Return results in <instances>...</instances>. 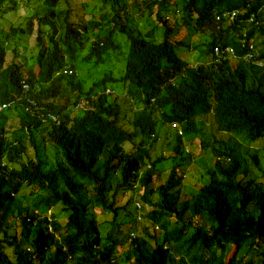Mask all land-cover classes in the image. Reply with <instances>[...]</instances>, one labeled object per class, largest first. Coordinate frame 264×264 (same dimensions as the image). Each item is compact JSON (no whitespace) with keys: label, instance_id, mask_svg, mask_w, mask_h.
<instances>
[{"label":"trees","instance_id":"1","mask_svg":"<svg viewBox=\"0 0 264 264\" xmlns=\"http://www.w3.org/2000/svg\"><path fill=\"white\" fill-rule=\"evenodd\" d=\"M45 2L51 9L38 21L37 66L25 71L14 62L1 71L0 102L26 94L60 123L27 112V99L25 108L0 114V264H121L117 248L126 243L131 264H264V157L252 145L264 137V0H100L98 14L74 20L70 9L60 24L53 10L59 0ZM16 3L0 0V14ZM153 14L155 26L133 32V22ZM118 33L130 42L123 73L110 71L88 90L77 75L64 74L80 54L115 65L123 56ZM194 34L201 40L189 44ZM2 42L0 32L1 61ZM190 45L209 54L212 66L182 59L176 50ZM217 45L232 50L220 63L213 61ZM121 92L140 108L131 127L120 122ZM14 115L15 128L8 120ZM172 121L182 125L189 151L180 138L168 178L148 188L147 166L165 158L152 157L151 139L160 123ZM192 162L197 171L188 174L196 181L184 194ZM135 183L146 189L137 195ZM126 193L131 197L120 206ZM29 197H42V210L61 204L65 224L35 213ZM135 199L142 219L118 218ZM93 207L111 218L100 221ZM49 216L58 236L47 229ZM129 223L142 224L135 237Z\"/></svg>","mask_w":264,"mask_h":264},{"label":"rangeland","instance_id":"2","mask_svg":"<svg viewBox=\"0 0 264 264\" xmlns=\"http://www.w3.org/2000/svg\"><path fill=\"white\" fill-rule=\"evenodd\" d=\"M45 0H19L18 4H17V12H12V11H6L3 13V19L0 20V25L2 28L4 29H8L9 25L14 26L15 28L21 29L23 28V32H21L20 30L17 33V36L15 38V40L10 43L8 45V48L11 45H15L14 48H17L19 50V55L22 51V49H24V51H22L21 55H20V61L21 62H26V64H33L35 62V54L37 53V47L35 49L36 46V35H37V29L36 27H34L32 29V31L27 30L26 28V21L33 16L34 14L36 15H41L45 12V4H44ZM74 4L73 7V13H77L80 16H84V18H91L92 14H98L99 11L101 10L102 7V3L100 2V0H73L72 1ZM81 4H87L86 9H83L82 6H80ZM111 5H108V7H110ZM68 8V4H66L65 2H62L59 5V9H63L66 10ZM156 8V6H155ZM111 16H113V11H111ZM8 25L6 26L5 25ZM134 25H132V29L134 33L137 32H141L144 33L145 31L151 29V27L155 26L157 24V20L155 18V14H153L152 16L147 17L146 15L139 19L137 22L133 23ZM196 26L195 24L191 25ZM184 30L186 31L185 27H183ZM163 27H161V25L159 24L157 33L159 34L158 39L162 38V32H163ZM116 35V40L118 42L121 43V49L124 50L123 51V57L119 56L118 57V62L112 67V71H113V75L117 76L120 75L121 73H123L124 68H125V53H126V59H127V55L129 53V49H130V42L129 40L126 38L125 35L123 34H115ZM197 38L192 37L191 40H189V43L192 44L193 42L197 43L201 40V35L197 34ZM194 36L196 37V34H194ZM125 37L127 42L124 43L121 41V38ZM13 48V49H14ZM13 49L10 52H8V63L6 61V65L10 64L13 61ZM113 51V50H111ZM178 55L182 58L185 59L187 61H193V63H195L198 60V55L199 52L195 49H186V47H181L178 48L177 50ZM81 53V51H80ZM7 60V57H6ZM199 61V60H198ZM110 64L108 62L106 63H100L99 65H96V63L93 62H88L85 59H82V54L79 55V57L77 58V60L74 63V69L76 70L77 75L79 76V78L82 80V82L84 83L85 88L88 90L92 83L96 80L99 79L102 74L105 73H110ZM114 88H116L117 90L120 89L122 90L121 87H116L113 86ZM121 98V104L123 106V114H122V122L123 124H128V121L131 119L133 112H132V107L129 104V101H127L126 98L124 97H120ZM14 125L17 126V122L14 120L13 121ZM206 131L207 133H212L214 132L213 127L210 125V123L208 122L206 125ZM218 136L220 137H226V135H219L217 133ZM200 142L197 140L194 142V145H198ZM255 148L254 151L257 152L258 154H260L261 156L264 157V148H259L261 146H264V137L258 139L257 141H255L252 144ZM128 149H131L132 146L131 144L127 145ZM187 149H189V147L187 146ZM252 151V149H251ZM252 151V152H254ZM163 154L167 159L164 160L163 162L160 163V167H162L161 172H159V176L157 177V179L155 180V186H150L151 188L156 189L157 185H158V179H161L162 181H165V179L168 177L171 167L173 166V161L171 158H169L170 156H172L174 154L173 150L170 148V143H169V139H165L164 137H160L157 144L152 148V157L156 158L159 155ZM262 168H264V160L263 163L261 164ZM180 172H182V170H179ZM191 171H197L196 167L194 166V162H192L186 169L187 174ZM261 174V173H260ZM195 178L191 175L188 174V177L185 180V188L183 189L184 194L188 193L189 190H191V185L189 183L195 182ZM140 189H144L143 187H140ZM141 192V191H140ZM158 191L155 192V196L158 195ZM139 193H137L138 195ZM130 194L126 193L122 196L119 197L118 200V204L120 206H123L126 204V201L130 198ZM139 197V196H138ZM39 198V200H41L42 197H36V199ZM135 202L136 201H132ZM132 202H130L127 207H128V211L132 210V212H136L135 206H132ZM124 209H121V213L119 218H122L123 220H129L131 217H127L124 214ZM91 211L93 213L97 212V217L100 221H104L107 219L111 218V214H107L104 213V211L101 208H92ZM43 213H49L54 214V216L56 215L60 220L65 219V210L63 208V206L61 204H57L55 205L54 208H50V211L45 207L42 210ZM137 215V214H136ZM142 227L141 223H138L137 229L135 227H132V231H138L140 232V229ZM150 231H155L154 227H151L149 229ZM106 231V230H105ZM153 233V232H151ZM253 240V239H251ZM128 250V246L127 243L126 244H121L120 246H118L117 248V254H118V260L119 262H121V264H131L127 261V263L125 262L127 260L126 257V252ZM255 252V251H253Z\"/></svg>","mask_w":264,"mask_h":264},{"label":"clouds","instance_id":"3","mask_svg":"<svg viewBox=\"0 0 264 264\" xmlns=\"http://www.w3.org/2000/svg\"><path fill=\"white\" fill-rule=\"evenodd\" d=\"M18 1L19 0H16V8H17V4H18ZM73 0H71V2L70 1H68V0H59V2L56 4V6L53 8V10L56 12V14H55V19H56V21H57V23L58 24H60L61 23V20L63 19V17L66 15V13L68 12V11H70V9H73V7H74V4H73V2H72ZM62 2H65L66 4H68V8L66 9V10H63V9H59V5L62 3ZM11 3H10V1H6L5 3H4V7L5 8H7L9 5H10ZM44 4H45V12L43 13V14H41V15H36V14H34L33 16H31L29 19H31L32 18V21H33V23H34V25H32V27H30L29 25H28V20L26 21V28H27V30H29V31H32V29L34 28V27H36V29H37V35H36V41H37V37H38V29H39V25H38V21H39V17H41V16H44L46 13H47V11L49 10V9H51V8H49L48 6H47V4H46V2H44ZM80 6H81V3H80ZM6 11H12L13 13L14 12H17L18 11V9H16V10H10V9H7V10H5L4 12H6ZM3 12V13H4ZM3 13H1L0 14V20L1 19H3V18H5V17H3ZM234 14H235V12H233L232 13V16H234ZM77 13H73V15H72V18L74 19V20H77ZM78 16H80V15H78ZM82 17H84V16H82ZM138 20H136L135 22H137ZM134 23V22H133ZM131 24L130 26L132 27V25H134V24ZM5 25H6V23H5ZM6 26H8V25H6ZM44 28L48 31V27L47 26H44ZM21 31V32H23V28H21V29H18V28H15L14 26H12V25H9V27H8V29L6 30V29H4V28H2L1 27V25H0V32H1V36H2V46H3V49H4V53H5V55H4V58H3V61H1V59H0V72L1 71H3L7 66H9L10 64H12V63H14V62H16V63H18V64H20L21 66H23V69L26 71L27 69H30V68H32V67H35V66H37V62H38V60H37V58H36V54H35V62L33 63V64H26V62H21L19 59H20V55H21V53H22V51H24V49H22V51H21V53H20V55H19V50L17 49V48H14V44L13 45H11L9 48H8V45L10 44V43H12L14 40H15V38H16V36H17V33H18V31ZM146 32V31H145ZM46 36H48V34L46 33ZM197 36L198 35H196V37L195 36H193L194 38H197ZM127 38V37H126ZM128 39V38H127ZM192 39V37H188V39H187V41L189 42V40H191ZM127 42V40L125 39V43ZM36 43H38V42H36ZM190 44V43H189ZM14 48V49H13ZM12 49H13V53H14V56H13V61L10 63V64H8V65H6L5 63H6V61H7V63H8V52H10L11 53V51H12ZM35 49H36V46H35ZM187 49H195V50H197L198 52H199V55H198V60L195 62V63H193V61H188L190 64H191V66H193V67H195V68H197V67H199V66H212V57L209 55V54H207L206 52H204L203 50H201V49H198V48H196L195 46H193V45H190V46H188L187 47ZM37 51H38V49H37ZM124 51V50H123ZM232 50L229 48V47H226V46H219V45H217V46H215L214 47V51H213V53H214V57H213V61L214 62H216V63H220V62H223V61H225L226 59H227V53L228 52H231ZM125 52V51H124ZM124 55V54H123ZM6 57H7V60H6ZM123 57V56H122ZM125 65H126V53H125ZM119 61V60H118ZM117 61V62H118ZM88 62H91V61H88ZM111 65V64H110ZM114 65H111L110 66V71H112V67H113ZM63 72H64V74H68V75H77V73H76V70L74 69V68H72V67H70V66H67L66 68H64V70H63ZM113 72V71H112ZM105 74H108V73H105ZM108 75H111L110 73L108 74ZM78 76V75H77ZM104 76V74H102V76L100 77V78H102ZM112 76V75H111ZM79 77V76H78ZM99 78V79H100ZM170 81H172V82H174V79L172 78V79H170ZM23 90L25 91V92H28L29 90H30V85L29 84H27V83H24L23 84ZM111 92V89L108 87L106 90H105V93L107 94V93H110ZM119 97H124V98H126V99H128L129 101H130V105H131V107H132V112H133V115H134V112L139 108V105H138V107H136L135 106V104H133V99L132 98H129L128 97V95H127V93H119ZM25 99H27V102H28V106H26V108H25V101L24 100ZM81 101H83L84 102V100H81ZM85 103V102H84ZM17 105H20V106H23L24 108H25V110L27 111V112H29V113H31V114H36L37 115V117L38 118H40L43 122H49V120H51V122H53V123H56V124H59L60 123V117H59V115H57V114H54V113H52V112H50L49 114H46L44 111H42V109H40L39 108V106L37 105V103H36V101L34 100V99H32V98H30L29 96H27L26 94H23V95H21V96H18V97H16V98H13L12 97V99L11 100H6L5 102H0V114H4L9 108H11V107H14V106H17ZM79 105H80V103H79ZM140 109V108H139ZM76 110L77 111H79V108H78V106L76 107ZM122 114H123V112H122ZM133 115H132V117H133ZM132 117H131V119L128 121V124H123V122H122V115H121V125L122 126H125V127H131V125H130V121L132 120ZM9 120V124L10 125H12L14 128L15 127H17L18 125H19V117L17 116V115H14V116H12L10 119H8ZM16 121L17 122V126H15L14 125V123H13V121ZM160 137H164L165 139H169V143H170V148L173 150V147L175 146V144L178 142V140L181 138L182 140H183V143H184V147H185V151H189V149H187V146L188 147H190V144H189V142L190 141H187L186 140V138H185V133H184V130H183V127H182V125L179 123V122H177V121H172V122H166V123H164V124H162V123H160V126H159V134H158V136H155V137H153L152 139H151V141H153V147L157 144V142H158V140H159V138ZM194 140V139H193ZM192 141V140H191ZM195 141H197V140H195ZM194 141V142H195ZM199 141V140H198ZM128 144H131V146H132V148L131 149H128L129 151H133L134 150V146L132 145V143H128ZM128 144H126L125 146H127ZM174 152V151H173ZM152 153V152H151ZM175 155V152H174V154L172 155V156H174ZM159 156H164L163 154H161V155H159ZM158 156V157H159ZM172 156H170L169 158H171L172 159ZM165 157V156H164ZM167 158L165 157L164 158V160H166ZM164 160H161V161H159V163L157 164V167H152V166H147L148 167V169H153V177H152V182L149 184V187L148 188H151L150 186H155V180L157 179V177L159 176V172H161V170H162V167H160V163L161 162H163ZM173 160V159H172ZM171 167V166H170ZM143 171L144 170H142L141 171V174L143 173ZM170 174V173H169ZM169 176V175H168ZM168 178V177H167ZM166 178V179H167ZM165 179V180H166ZM158 185H157V187L161 184V183H163V182H165V181H162L161 179H158ZM134 187H137V191L136 192H138L139 194H140V191H144V189H146L145 188V186L144 185H142L141 183H135V186ZM140 187H143L144 189H140ZM156 187V188H157ZM154 189V188H153ZM42 200V199H41ZM41 200H39V198H37L36 199V197H29V201L28 202H26L29 206H30V208L32 209V210H34V212L35 213H39V214H44L43 212H42V208H43V205H42V201ZM135 201H136V203L135 202H132V206L134 207L135 206V209H136V212L134 213V212H132V210H130V211H128L127 209H124L123 211H124V214L127 216V217H131L129 220H134V222L136 223L137 222V220L138 221H140L141 219H142V214H143V205H142V203H141V201L140 200H138V199H135ZM35 208H34V207ZM50 211V210H49ZM120 213H121V211H120ZM120 213L118 214V218H119V216H120ZM45 214H48L49 215V213L47 212V213H45ZM95 214V213H94ZM137 214V215H136ZM50 215H51V212H50ZM65 219H63V220H60L59 218V220L61 221V222H63L64 224H65V222H66V220H67V213L65 214ZM49 218H50V216H49ZM30 219V218H29ZM126 221H128V220H126ZM99 224H100V222H99ZM129 226H131V230L129 231V232H127L131 237H135V233L137 232V231H132V227H135L136 228V226L134 225V223H129ZM47 229H48V231L49 232H51V233H54L56 236H58V233L55 231V229H54V225H53V223H52V219L50 218V222H49V225L47 226ZM158 228H156V230H157ZM126 234V233H125ZM10 251V250H9ZM10 254H11V251H10ZM11 256H12V254H11ZM116 260L117 261H119L118 260V254H117V256H116Z\"/></svg>","mask_w":264,"mask_h":264}]
</instances>
